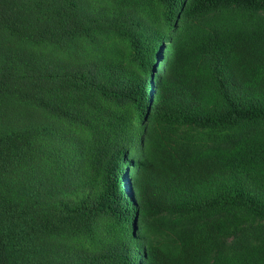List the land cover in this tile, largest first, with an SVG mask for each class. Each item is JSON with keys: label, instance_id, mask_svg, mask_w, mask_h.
<instances>
[{"label": "trees", "instance_id": "trees-1", "mask_svg": "<svg viewBox=\"0 0 264 264\" xmlns=\"http://www.w3.org/2000/svg\"><path fill=\"white\" fill-rule=\"evenodd\" d=\"M0 264H264V0H0Z\"/></svg>", "mask_w": 264, "mask_h": 264}]
</instances>
